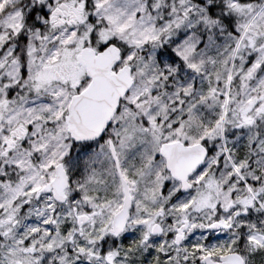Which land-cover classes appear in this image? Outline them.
<instances>
[{
  "label": "snow or ice",
  "instance_id": "1",
  "mask_svg": "<svg viewBox=\"0 0 264 264\" xmlns=\"http://www.w3.org/2000/svg\"><path fill=\"white\" fill-rule=\"evenodd\" d=\"M0 264H264V0H0Z\"/></svg>",
  "mask_w": 264,
  "mask_h": 264
}]
</instances>
